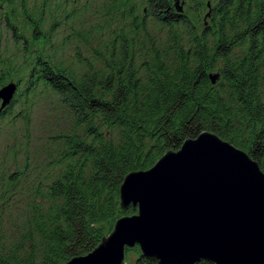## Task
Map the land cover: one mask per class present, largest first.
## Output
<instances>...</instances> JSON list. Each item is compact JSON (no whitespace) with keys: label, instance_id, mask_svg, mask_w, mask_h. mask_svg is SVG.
<instances>
[{"label":"trees","instance_id":"trees-1","mask_svg":"<svg viewBox=\"0 0 264 264\" xmlns=\"http://www.w3.org/2000/svg\"><path fill=\"white\" fill-rule=\"evenodd\" d=\"M11 80L0 264L90 253L137 212L121 207L126 175L204 131L264 171V0H0V87ZM126 264L157 262L135 245Z\"/></svg>","mask_w":264,"mask_h":264},{"label":"water","instance_id":"water-1","mask_svg":"<svg viewBox=\"0 0 264 264\" xmlns=\"http://www.w3.org/2000/svg\"><path fill=\"white\" fill-rule=\"evenodd\" d=\"M210 77L215 83L220 74ZM17 89L14 80L0 87V110ZM120 201L137 212L117 219L93 251L63 264H126V248L135 245L157 264H264V171L213 131L128 173Z\"/></svg>","mask_w":264,"mask_h":264},{"label":"rangeland","instance_id":"rangeland-1","mask_svg":"<svg viewBox=\"0 0 264 264\" xmlns=\"http://www.w3.org/2000/svg\"><path fill=\"white\" fill-rule=\"evenodd\" d=\"M9 43H10V41H9ZM18 125H21V123H19ZM134 257V256H133Z\"/></svg>","mask_w":264,"mask_h":264}]
</instances>
